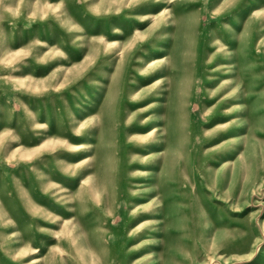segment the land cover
<instances>
[{
	"label": "rangeland",
	"instance_id": "rangeland-1",
	"mask_svg": "<svg viewBox=\"0 0 264 264\" xmlns=\"http://www.w3.org/2000/svg\"><path fill=\"white\" fill-rule=\"evenodd\" d=\"M0 264H264V0H0Z\"/></svg>",
	"mask_w": 264,
	"mask_h": 264
},
{
	"label": "bare ground",
	"instance_id": "bare-ground-1",
	"mask_svg": "<svg viewBox=\"0 0 264 264\" xmlns=\"http://www.w3.org/2000/svg\"><path fill=\"white\" fill-rule=\"evenodd\" d=\"M151 64H153V63H150V65H151ZM150 65H149V66H150ZM156 128H157V127H156ZM159 128H160V127H159ZM152 131H153V130H152ZM153 132H154V131H153ZM151 133H152V132H151ZM151 133H149V134H151Z\"/></svg>",
	"mask_w": 264,
	"mask_h": 264
}]
</instances>
